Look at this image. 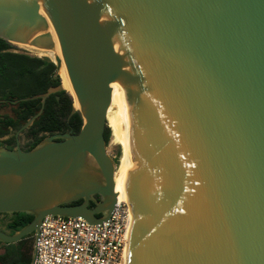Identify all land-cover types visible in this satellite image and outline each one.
Segmentation results:
<instances>
[{
    "label": "water",
    "instance_id": "95a60500",
    "mask_svg": "<svg viewBox=\"0 0 264 264\" xmlns=\"http://www.w3.org/2000/svg\"><path fill=\"white\" fill-rule=\"evenodd\" d=\"M0 38L64 69L83 119L0 146V214L34 217L1 243L37 241L47 216L110 219V109L128 146L125 264H264V0H0ZM63 90L21 99L42 107L18 144Z\"/></svg>",
    "mask_w": 264,
    "mask_h": 264
},
{
    "label": "trees",
    "instance_id": "16d2710c",
    "mask_svg": "<svg viewBox=\"0 0 264 264\" xmlns=\"http://www.w3.org/2000/svg\"><path fill=\"white\" fill-rule=\"evenodd\" d=\"M12 44L0 38V100L1 107L11 106V114H0V139L2 145L13 149L16 144V132L42 107L41 99L21 101L23 98L43 94L51 87H58L65 82L63 74L55 63L27 53L11 51ZM25 49V48H24ZM20 100L12 105L10 101ZM74 100L65 90L52 94L46 101L44 111L34 124L24 133L29 138L26 145L28 150L33 149L45 137L57 133L72 131L80 132L83 126L81 114L77 111L72 114ZM108 124L106 139L109 142L112 128ZM82 201L73 203L81 204ZM93 206V205H91ZM32 215L18 213L10 219L9 228L13 232L20 230L33 220ZM35 235L25 237L16 244H6L7 249L0 255V264H32L34 259Z\"/></svg>",
    "mask_w": 264,
    "mask_h": 264
},
{
    "label": "built area",
    "instance_id": "2783aa9c",
    "mask_svg": "<svg viewBox=\"0 0 264 264\" xmlns=\"http://www.w3.org/2000/svg\"><path fill=\"white\" fill-rule=\"evenodd\" d=\"M131 207L118 203L107 221L47 216L36 241L32 264H125Z\"/></svg>",
    "mask_w": 264,
    "mask_h": 264
},
{
    "label": "bare ground",
    "instance_id": "6f19581e",
    "mask_svg": "<svg viewBox=\"0 0 264 264\" xmlns=\"http://www.w3.org/2000/svg\"><path fill=\"white\" fill-rule=\"evenodd\" d=\"M17 45L21 48H25L28 51L35 53L39 57L47 56L44 52L40 51L37 48L22 45V44H17ZM47 57H49V56H47ZM60 73L63 74V76L65 77V82L62 83L64 89H66L74 97L75 108L79 109L80 106H79L78 100L76 98V95H75V92H74V89H73V86H72V83L70 81L68 74L61 67L59 69V74ZM61 74H60V76H61ZM61 78L63 79L62 76H61ZM107 120L109 121L111 128H112V134H111L109 144H108V154H111L112 152H114L118 147H120V149H121V154L119 155V158H118V167H116V164H115V173H114L115 192L118 195V203L119 204L120 203L130 204V196H128L125 192H123L122 190L119 189L118 181H117V179L119 177H121V175L125 171L126 166L128 164V146H127L126 142L124 141V139L120 136V134L118 133V131L116 130V128L114 127V125L112 123L110 109H108Z\"/></svg>",
    "mask_w": 264,
    "mask_h": 264
},
{
    "label": "rangeland",
    "instance_id": "374dc122",
    "mask_svg": "<svg viewBox=\"0 0 264 264\" xmlns=\"http://www.w3.org/2000/svg\"><path fill=\"white\" fill-rule=\"evenodd\" d=\"M11 44H12L11 51H13V52L27 53V54L32 55V56H37L35 53H33L31 51H28L27 49L19 47L17 44H13V43H11ZM37 57H39V56H37ZM11 113H12L11 106H9V105H7L6 107H1L0 106V114L1 115L11 114ZM107 123H109L108 120H107ZM109 125H110V123H109ZM9 137L10 136H6V137L0 139V144H2V142L4 140L8 139ZM28 142H29V138L27 137L26 134H23V135L20 136L21 145L26 146L28 144ZM120 154H121L120 147H118L114 152L109 154L114 159L116 167H118V158H119ZM7 222H8V220H4V219L0 218V228L3 229V230H6ZM6 249H7L6 244L5 243H0V255L4 254Z\"/></svg>",
    "mask_w": 264,
    "mask_h": 264
},
{
    "label": "flooded vegetation",
    "instance_id": "af4514ba",
    "mask_svg": "<svg viewBox=\"0 0 264 264\" xmlns=\"http://www.w3.org/2000/svg\"><path fill=\"white\" fill-rule=\"evenodd\" d=\"M105 138H106V132H105ZM107 140V139H106ZM2 146H6V145H2ZM7 147V146H6ZM18 147H21V149H23V150H28V147L27 146H24V145H21V143H19L18 144V142H17V138H16V144H15V147L13 148V149H15V148H18ZM98 199H99V197H97ZM91 205H93V206H91ZM90 208H94V203H90ZM14 216V214L13 215H7V214H0V218H2V219H4V220H8V222H7V226H6V230H3V231H5V232H7V233H9V234H13L14 232H13V228H9L8 227V225H9V223H10V219L12 218ZM1 243V242H0Z\"/></svg>",
    "mask_w": 264,
    "mask_h": 264
}]
</instances>
